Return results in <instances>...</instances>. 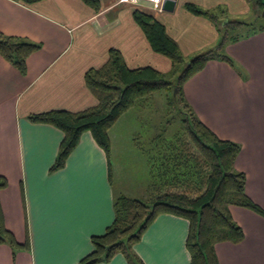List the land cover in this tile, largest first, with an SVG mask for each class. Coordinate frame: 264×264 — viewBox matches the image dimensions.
Instances as JSON below:
<instances>
[{
	"label": "crops",
	"instance_id": "obj_1",
	"mask_svg": "<svg viewBox=\"0 0 264 264\" xmlns=\"http://www.w3.org/2000/svg\"><path fill=\"white\" fill-rule=\"evenodd\" d=\"M187 2L212 10L227 7L228 15L236 18L253 11L246 0H176L173 11L160 10L144 0L137 2L138 7L102 0L99 12L82 0L31 4L0 0V30L41 44L27 59L25 74L0 54V175L8 179L0 200L7 227L19 242L29 240V247L18 251L14 264H80L93 251L92 237L103 234L113 222L115 198L128 195L119 191L120 187L127 190L128 182L122 163H113L111 157L110 167L106 152L90 131L81 135L66 165L51 170L64 133L51 124L32 122L29 116L58 109L77 112L97 105L85 74L103 66L111 48L123 53L130 68L171 69V60L153 50L135 21V8L165 25L187 61L215 48L220 39L216 25L188 11ZM225 49L235 64L210 60L185 83V96L205 125L220 138L241 145L236 167L246 173L248 195L264 207V31L228 43ZM133 107L109 130L112 156L134 139L147 156L152 175L150 158L162 152L156 135L144 147L139 145L138 133L130 137L112 134V128ZM170 189L185 187L178 184ZM161 190H169L167 183L151 177L137 188L143 195L132 197L148 199ZM231 211L245 237L239 243L219 242V263L264 264V216L241 206H232ZM189 228L188 219L161 214L134 250L145 264H191L186 245ZM12 254L8 244L0 245V264H13ZM99 264L129 262L118 253Z\"/></svg>",
	"mask_w": 264,
	"mask_h": 264
},
{
	"label": "trees",
	"instance_id": "obj_2",
	"mask_svg": "<svg viewBox=\"0 0 264 264\" xmlns=\"http://www.w3.org/2000/svg\"><path fill=\"white\" fill-rule=\"evenodd\" d=\"M15 1L31 4L41 0ZM82 1L95 12L102 8V0ZM246 1L255 9L257 18L253 21L230 17L224 7L212 10L192 2L185 4L188 11L211 20L220 33L215 48L199 53L189 61L162 22L151 13L135 8L134 19L145 32L153 50L171 60V69L184 64L176 80L168 79L166 72L152 66L130 68L123 53L117 48H111L107 62L99 68L89 69L85 74L88 88L98 99L97 105L77 112L58 109L29 116L32 122L51 124L64 133L51 170L66 165L69 155L78 146L85 131L93 134L106 152L111 167L109 130L125 112L140 100L168 87L175 88V101L183 106L184 134L164 144L163 134L159 132L155 142L162 152L150 158L152 177L165 181L169 190H161L155 197L148 199L125 194L117 196L113 222L103 234L92 237L93 251L80 264L108 262L118 253H122L129 264H145L135 252L134 245L161 214H173L189 220L186 245L191 255V264H220L216 245L224 241L239 243L245 237L244 229L234 219L232 206L245 207L264 216V207L246 191V173L236 167L241 145L220 138L205 125L187 101L184 91L185 83L203 70L210 60L219 59L235 64L226 52L228 43L264 31V0ZM40 48V43L7 35L0 30V54L23 74L27 72V59ZM178 184L185 189H170ZM7 186L8 179L0 175V191ZM2 244L12 248L13 256L19 250L29 247V240L19 242L7 227L0 200Z\"/></svg>",
	"mask_w": 264,
	"mask_h": 264
},
{
	"label": "rangeland",
	"instance_id": "obj_3",
	"mask_svg": "<svg viewBox=\"0 0 264 264\" xmlns=\"http://www.w3.org/2000/svg\"><path fill=\"white\" fill-rule=\"evenodd\" d=\"M117 3H121L120 0H117ZM133 4L136 7L139 6L138 3H132V5ZM251 8L253 7L251 6ZM224 9L227 10L228 8L225 7ZM253 11L241 17V19L247 21L255 20L257 16L254 8ZM259 20L263 21V19ZM185 59L187 60L186 57ZM183 67L184 64H179L174 69L172 68L167 71V78L176 80ZM184 116L183 106L177 104L175 101V88H163L154 92L153 95L146 97V99L140 100L139 103L124 116L122 121L118 122L115 127L112 128V134L115 136L123 135V137H130L138 133L140 137H137L141 141L139 145L146 147L149 144L150 138L162 132V137L164 138L163 143L165 144L166 141L169 143L170 140L184 134ZM122 145L124 146L122 152L116 157L112 156L113 163L115 161L117 164L119 160L122 163L126 175L124 180L128 181L125 183L126 185H124L127 190L123 191L122 187H120L119 191L125 192L130 196L143 195V192H137V188L142 185L146 179L149 180L153 176L150 175L149 172L147 156L137 147V144L134 143V139L133 141L131 140L130 143H124ZM182 169L185 168L183 167ZM130 188L133 190H130ZM17 254L18 252L15 256L12 254L10 258L12 262L17 257Z\"/></svg>",
	"mask_w": 264,
	"mask_h": 264
},
{
	"label": "built area",
	"instance_id": "obj_4",
	"mask_svg": "<svg viewBox=\"0 0 264 264\" xmlns=\"http://www.w3.org/2000/svg\"><path fill=\"white\" fill-rule=\"evenodd\" d=\"M140 0H120L121 3H137ZM152 3L156 8L163 9L164 0H144Z\"/></svg>",
	"mask_w": 264,
	"mask_h": 264
},
{
	"label": "water",
	"instance_id": "obj_5",
	"mask_svg": "<svg viewBox=\"0 0 264 264\" xmlns=\"http://www.w3.org/2000/svg\"><path fill=\"white\" fill-rule=\"evenodd\" d=\"M175 5H176V0H164L163 10L173 11L175 9ZM262 15L264 16V12L262 13Z\"/></svg>",
	"mask_w": 264,
	"mask_h": 264
}]
</instances>
